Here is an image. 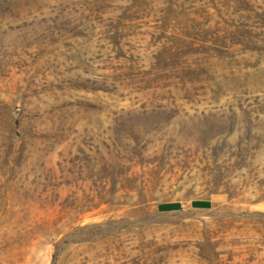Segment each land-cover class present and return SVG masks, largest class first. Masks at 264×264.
Here are the masks:
<instances>
[{"label": "rangeland", "instance_id": "obj_1", "mask_svg": "<svg viewBox=\"0 0 264 264\" xmlns=\"http://www.w3.org/2000/svg\"><path fill=\"white\" fill-rule=\"evenodd\" d=\"M0 264H264V0H0Z\"/></svg>", "mask_w": 264, "mask_h": 264}, {"label": "trees", "instance_id": "obj_2", "mask_svg": "<svg viewBox=\"0 0 264 264\" xmlns=\"http://www.w3.org/2000/svg\"><path fill=\"white\" fill-rule=\"evenodd\" d=\"M180 206L178 204H169V205H163V206H159L158 210L159 211H177L179 210Z\"/></svg>", "mask_w": 264, "mask_h": 264}, {"label": "crops", "instance_id": "obj_3", "mask_svg": "<svg viewBox=\"0 0 264 264\" xmlns=\"http://www.w3.org/2000/svg\"><path fill=\"white\" fill-rule=\"evenodd\" d=\"M191 206H193L194 210H204L207 207V203L204 202H199V203H194Z\"/></svg>", "mask_w": 264, "mask_h": 264}]
</instances>
